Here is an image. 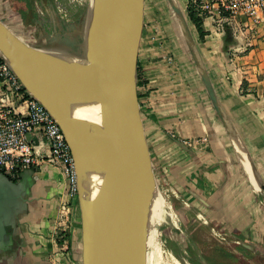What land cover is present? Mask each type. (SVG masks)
I'll return each mask as SVG.
<instances>
[{
  "label": "crops",
  "instance_id": "1",
  "mask_svg": "<svg viewBox=\"0 0 264 264\" xmlns=\"http://www.w3.org/2000/svg\"><path fill=\"white\" fill-rule=\"evenodd\" d=\"M187 3L143 0L137 66L146 82L139 86L146 144L198 221L228 231L239 249L263 264L264 36L232 34L204 17L207 33L200 38ZM8 19L25 28L14 16ZM15 182L23 207L0 245V264L64 263L55 257V222L66 189L60 168H25ZM72 228L70 253L81 264L77 200Z\"/></svg>",
  "mask_w": 264,
  "mask_h": 264
},
{
  "label": "water",
  "instance_id": "2",
  "mask_svg": "<svg viewBox=\"0 0 264 264\" xmlns=\"http://www.w3.org/2000/svg\"><path fill=\"white\" fill-rule=\"evenodd\" d=\"M88 26L84 53L89 73L23 41L1 20L0 53L24 88L57 120L71 149L77 172L81 264H134L127 224L143 152L153 176L137 96L143 0H91ZM29 78L63 87L94 108L96 117L89 122L88 134L95 142L78 159L68 140L67 120L41 98ZM20 187L0 172V245L23 207ZM259 187L264 191L262 184ZM144 259L145 255L140 264Z\"/></svg>",
  "mask_w": 264,
  "mask_h": 264
},
{
  "label": "built area",
  "instance_id": "3",
  "mask_svg": "<svg viewBox=\"0 0 264 264\" xmlns=\"http://www.w3.org/2000/svg\"><path fill=\"white\" fill-rule=\"evenodd\" d=\"M200 15L217 21V28L243 35L264 36V0H192ZM58 167L66 180L55 222L56 264H77L70 253L72 213L78 184L74 157L57 120L22 85L0 53V172L19 177L25 168Z\"/></svg>",
  "mask_w": 264,
  "mask_h": 264
},
{
  "label": "rangeland",
  "instance_id": "4",
  "mask_svg": "<svg viewBox=\"0 0 264 264\" xmlns=\"http://www.w3.org/2000/svg\"><path fill=\"white\" fill-rule=\"evenodd\" d=\"M88 1L75 0L70 5L65 4L66 9L61 5L60 11L56 0H28L26 4L23 0H0V20L15 27V31L9 29L20 39L23 37L27 43L37 47L52 46L84 52L89 27ZM65 12L67 16H64ZM24 14L26 21L23 19ZM13 16L25 27L22 31L8 19ZM140 91L143 92L142 89ZM140 113L142 116V111ZM142 154L148 163L146 154ZM150 159L155 186L165 207L149 206L146 217L155 223L165 214L170 215L172 220L165 219L162 223L155 224L161 237L165 239V250L172 248L182 264H244L246 258L252 264H262L257 255H249L239 249L237 238L228 231L221 230L214 224L198 221L191 208L182 203L166 182L152 157ZM147 261L145 254L143 264H150Z\"/></svg>",
  "mask_w": 264,
  "mask_h": 264
},
{
  "label": "bare ground",
  "instance_id": "5",
  "mask_svg": "<svg viewBox=\"0 0 264 264\" xmlns=\"http://www.w3.org/2000/svg\"><path fill=\"white\" fill-rule=\"evenodd\" d=\"M74 1L56 0L60 11H62L61 5H70ZM63 9H66V6ZM64 16H67L66 12ZM42 51L79 72H90L85 53L82 51L52 46L44 47ZM29 81L41 98L67 120L65 129L68 140L78 159L95 142L94 138L88 134L89 122L96 117L94 108L63 87L54 86L36 78H29ZM152 205L165 207L162 196L154 184L148 163L141 154L138 160L134 210L127 224L134 264H140L145 254L150 264H182L172 248L164 249L165 239L161 237L160 231L155 226L165 219L172 220L170 215L163 214L164 216L158 222L152 223L146 217V211Z\"/></svg>",
  "mask_w": 264,
  "mask_h": 264
},
{
  "label": "trees",
  "instance_id": "6",
  "mask_svg": "<svg viewBox=\"0 0 264 264\" xmlns=\"http://www.w3.org/2000/svg\"><path fill=\"white\" fill-rule=\"evenodd\" d=\"M198 1V0H197ZM187 16L189 21L194 25L196 28V31L198 33V36L200 38H203L204 35L207 33L204 28H203V18L204 16L200 15V10L197 8V5L192 2V0H188L187 7ZM137 96L140 104V111H141V97L145 94L140 91L139 86L142 85L143 83H146L145 80H141V76L138 71V66H137ZM11 181L15 182L19 177L17 178H10L8 177ZM70 244V242H69ZM227 254V253H226Z\"/></svg>",
  "mask_w": 264,
  "mask_h": 264
},
{
  "label": "flooded vegetation",
  "instance_id": "7",
  "mask_svg": "<svg viewBox=\"0 0 264 264\" xmlns=\"http://www.w3.org/2000/svg\"><path fill=\"white\" fill-rule=\"evenodd\" d=\"M23 1H24V4H26L28 0H23ZM24 15H26V14H24Z\"/></svg>",
  "mask_w": 264,
  "mask_h": 264
}]
</instances>
